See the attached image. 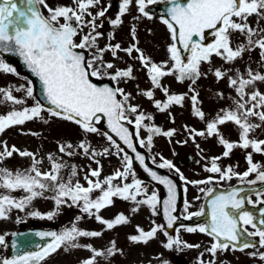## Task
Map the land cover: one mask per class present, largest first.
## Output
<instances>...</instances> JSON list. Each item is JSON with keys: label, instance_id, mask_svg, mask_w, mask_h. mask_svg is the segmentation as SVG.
Here are the masks:
<instances>
[{"label": "snow or ice", "instance_id": "obj_1", "mask_svg": "<svg viewBox=\"0 0 264 264\" xmlns=\"http://www.w3.org/2000/svg\"><path fill=\"white\" fill-rule=\"evenodd\" d=\"M158 2L159 0H135L138 12L149 19L152 17L146 9ZM132 4L133 0H120L116 17L108 19V23L114 29L123 24L122 17L128 13ZM110 7L111 4L101 7V0H72L71 4L49 3V0H0V73L18 75L17 69L2 58L3 54L21 57L25 65L39 78L43 86L44 99L52 106L46 108L44 103L36 98L32 81L27 78L26 84L0 87V106H11L10 110L0 113V135L14 126H23L29 121L40 120L48 123L42 115L46 111L50 117L74 123L84 134V138L75 146L71 143L59 144L60 153L73 156L78 149L94 160L97 156L111 154V148L117 150L116 155L123 154L122 170L117 169L103 180L100 179L102 166L99 160H95L98 167L90 169L89 174L84 177L87 183L85 186L79 180L74 182L77 176L75 165L69 166L58 162L57 157L50 153L48 160L51 169L42 171V160L37 159L38 154L27 150L21 151L15 145L9 147L7 141L0 140V190H3L0 191V219H8L13 209L24 211L33 200L44 197L45 192L53 193L51 199L54 200L57 209L61 205L80 206L83 213L94 217L107 230L130 222L129 217L123 213L117 214L113 219H105L100 215L102 209L113 204L114 197L135 202L137 207L132 209L133 212L138 211L139 206L147 205L152 214L157 215V206L161 204L157 192L153 191L149 195L148 188L140 179L133 178L130 183L125 182L129 176L135 177L133 157L128 155L107 132L102 135L110 142L111 147H105L102 152L96 151L87 140L88 134L99 132L96 125L106 117L111 132L135 153V159L150 173L152 179L166 185L168 190V198L163 201V214L167 218V224L153 222L154 226L148 231L137 225V234L131 235L129 239L134 243L147 244L162 231L167 237V242L163 244L166 249L199 248V244L193 245L182 240L179 229H176L175 236L167 232L166 229L173 228L178 219V216L173 214L176 212V185L168 177L157 175L148 168L145 157L137 151L133 134L124 122L134 121L137 136L141 128L146 129L148 135L146 140H139L141 146H150L155 135L172 137L176 130L164 131L158 126L146 124L145 121L152 120L153 117L140 111L139 105L131 103L133 99L131 93H125L119 86H98L93 82V78L108 77L112 81L134 79L131 66L110 71L115 65L105 61L104 54L110 52L114 59H118L117 53L120 51L129 56L135 51L153 86L152 89L141 90L139 94L153 100L155 108L164 112L173 105L182 106L187 93H170L168 87L162 84V79L174 76L179 82L188 80L191 82L189 91L193 93L190 97L193 115L205 121L206 114L198 106L199 93L192 87L202 75H206L201 72L202 64H211L213 56L222 59L226 64H232L241 59L246 52L259 49L260 66L264 68V26H260L264 22V0H184V2L171 0L167 16H162L161 19L169 29L172 43L167 49L169 60L161 63L153 62L151 57L146 56L137 46L138 41L127 48H121L119 43H111V39L115 38L114 31L108 34L110 39L104 47L98 46V41L105 34L99 30L103 28V23L98 24L97 21L106 16ZM93 9L99 10L93 13ZM253 16L256 17V27L249 22ZM207 33L212 36V41L208 43L205 42ZM234 33H240L244 41L234 45L232 39ZM131 35L136 40L134 25L131 28ZM182 53H186L187 56ZM208 71L212 72L217 80L227 77L228 86L234 89L237 98L233 101L232 107L221 109L215 117L206 121L204 130L197 131L185 126L187 131L193 140L197 136H216L218 143L225 148L223 157H228L237 147L251 148L253 151L248 152L246 156L248 168L243 173L234 171L231 166L222 168L218 164L220 156L213 157L211 166H206L205 170L218 174L219 180L230 181L237 177L248 185L264 183V164L253 161V152L264 154V139L251 137V133L257 129H264V92L257 87L258 82L264 83V71L253 70L250 66L244 73L236 69L234 76L229 75L232 71L230 68L216 67L209 68ZM155 89L162 91L165 97L163 101L154 99ZM20 92H23L24 96L14 94ZM217 95L223 97V93ZM29 98L34 101L31 106L27 104ZM128 113L134 116L130 118ZM252 118L258 119L259 123H254ZM228 122L239 129L238 142H230L220 133L219 126ZM29 134L38 135L34 132ZM14 153L21 157H29L31 166L15 171L3 167L4 162ZM69 167L71 170L65 178L61 175V170ZM159 167L174 169L180 174L181 179H184L180 169L170 160H163ZM253 174L255 179H248ZM114 181L120 183L114 184ZM213 182L214 178L211 176L207 180L186 181L192 184ZM16 191H23L25 195L19 198L13 196L11 193ZM243 191V188H232L230 191L213 195L214 189L209 188L207 190L208 196L211 197L209 221L196 226L181 225L189 233L198 231L212 237L213 242L205 251L213 258L218 251H226L230 247L240 251L256 248L257 250L250 255L258 256L264 261V252L259 251V248H264V191L255 193L257 196L255 201L249 195H241ZM96 193L99 194L94 195ZM246 203L259 206V217L254 212L245 210ZM185 207H189L187 201ZM204 214V209L201 208L200 211L189 213L184 218L191 220L193 216L200 217ZM29 215L51 220L57 212L49 211L42 214L39 211H31ZM248 226L252 231H249ZM9 235L16 234H0V248H19L17 241L9 242L6 239ZM36 235L50 240L44 245H38V250L35 251H17L15 255L8 256L0 254V264H44L51 254L61 248L65 251L87 249L90 255L81 260L80 264H98V258L107 260L118 252L122 253L114 240L106 249L79 243L82 237H100L103 232L84 230L76 223L60 232H39ZM248 237L258 238L259 247L257 241L249 240ZM200 257L199 264H205L202 259L203 253ZM162 264L169 262L165 260ZM207 264H215V260H210Z\"/></svg>", "mask_w": 264, "mask_h": 264}, {"label": "rangeland", "instance_id": "obj_2", "mask_svg": "<svg viewBox=\"0 0 264 264\" xmlns=\"http://www.w3.org/2000/svg\"><path fill=\"white\" fill-rule=\"evenodd\" d=\"M49 3L71 4L72 0H49ZM119 3L120 0H101V7H106L109 4H111V7L106 13V16L97 21L98 24L103 23V28L99 30L105 34V36L98 41V46L104 47L110 39L108 34L114 31L115 38L111 39V43H119L121 48H127L138 41L137 46L146 56L151 57L153 62L161 63L168 61L169 53L167 49L172 41L167 26L163 24L160 16L149 11L152 18L149 19L144 17L138 12V6L136 5L135 0H133V4L130 6L128 13L122 17L123 24L114 29L108 23V19H114L116 17L119 10ZM98 10L99 9H93L92 11L95 13ZM134 17H139V19H134ZM249 22L253 27L257 26L255 23L256 17H250ZM133 25L136 28V40H134L131 35V28ZM260 26H264V22H262ZM137 27H139V31H137ZM85 31H87V29H85ZM167 37L169 39H167ZM232 39L234 45L244 41V37L240 33H234ZM117 56L119 58L114 59L111 53L108 52L104 54V59L105 61L114 63L115 68L110 71L126 69L128 66L133 68L134 79H121L120 81L115 82L118 83L120 88L124 89L125 93H131V96L133 97L131 103L139 105L140 111L153 117L152 120L145 121V123L158 126L164 131L170 129L176 130L172 137L155 135L152 144L145 147L155 162L163 163V160H170L180 169V173L183 174L184 179H181L180 174L174 169L171 170L182 181L184 190L186 189L182 212L184 214L198 212L209 188L214 184L230 182L228 180H219L218 174L210 173L205 170L206 166H211V159L220 156L221 159L218 161V164L222 168L236 165L239 168L234 169V171H240V173H243L248 168L246 156L248 152H252L253 150L251 148L243 149L237 147L232 150L228 157H223L222 154L225 151V148L218 143V138L216 136H197L193 140L185 126L189 129L194 128L197 131L204 130L206 127V121L215 117L217 112L221 109L232 107L233 101L237 98L234 89L228 86L227 77L223 80H217L213 73L208 71L209 68H230L232 69V71L229 72L230 76L235 75L236 69H239L241 73H244L249 66L253 70L264 71V68L260 66L259 49L246 52L241 59H237L232 64H226L222 59L213 56L211 64L204 63L201 65V72L206 73V75H202L192 87L199 93L198 100L200 103L198 106L206 114L205 121H201L193 115L190 100L193 93L189 91L190 81L185 80L184 82H179L174 76L162 79V84L168 87L170 93H187V96L182 106L173 105L168 110L160 112L155 108L153 100H149L147 97L139 94L141 90H149L152 89L153 86L147 75L146 69L142 67L141 62L137 59L138 53L133 51L131 56H129L125 52L120 51L117 53ZM4 60L14 66L12 62L6 59ZM17 73L18 75L0 73V87L10 84L19 86L26 84L27 80H30L27 76L18 71ZM25 78H27V80ZM257 87L260 91L264 92V83L258 82ZM154 93V99H160L162 101L165 99L161 90L155 89ZM217 93H223V97L218 96ZM14 94L17 96H24L23 92ZM33 103L34 101L31 98L27 100L28 106H31ZM10 108V105L0 106V113L8 111ZM42 115L48 120V123H44L40 120H33L26 122L23 126H14L0 135V140L7 141L9 147L15 145L21 151L27 150L38 154L37 159L42 160V171H48L51 169V163L48 160V155L50 153L57 157L58 162L66 163L69 166L75 165L77 176L74 178V182L75 180H79L80 183L85 186H87V183L84 177L89 174L90 169L98 167L95 160H99L100 166H102L101 180L112 175L117 169L122 170L123 154L121 153L119 156L116 155L115 153L117 150L115 148H111V154L97 156L95 157V160L90 156H85L83 152L78 149L73 156L60 153L58 147L59 144L71 143L75 146L84 138V134L81 129L72 122L50 117L46 111ZM127 115H129L130 118L134 116V114L131 113H128ZM172 118H174V120ZM252 119L254 123H259L258 119ZM219 131L230 142L239 141V129L233 123L228 122L225 125L219 126ZM31 132L38 133V135L29 134ZM102 133L103 132L99 131L98 133L87 135V140L91 143L92 147L96 151L101 152L105 147H111L110 142L107 141ZM147 135L148 133L146 129L141 128L139 130L140 139L146 140ZM251 137L264 139V129H257L255 132L251 133ZM184 141H187V143ZM197 145L199 147H197ZM187 151L195 154V160L191 164L181 167L178 164V158L182 153ZM253 161L264 164V154L253 152ZM2 166L13 171L16 169L23 170L31 166V159L29 157H21L14 153L13 156L7 159ZM70 170V167L62 169L61 175L67 178ZM133 171L135 172L134 167ZM210 176L214 178L213 183H186V181L207 180ZM89 178L95 179L90 176ZM133 178L138 179L136 172L135 177L129 176L128 180L132 181ZM236 178L237 177H233L232 180ZM248 179H255V174ZM116 183H120V181H114V184ZM143 183L144 186L148 188L149 195L153 191L158 194L159 189L154 185L147 182ZM201 189H204V191H201ZM11 194L18 198L25 195L23 191H16ZM98 194L99 193H96L94 195ZM52 195L53 193L51 192H45L44 197L33 200L32 204L24 211L13 209L9 214L8 219H0V234H11L13 230L18 229L19 226L23 224L45 222L49 220L46 217H33L29 215L31 211H39L42 214H46L49 211H56L57 215H55L53 219L59 218V215H63L64 217V220L60 225L61 230L76 223L81 229L103 232V235L100 237H82L80 238L79 243L92 244L97 249H106L107 247H110V242L114 240L117 248L122 250V253L118 252L107 260L104 258H98V264H162V261L165 260L168 261L169 264H176V256L185 258L187 264H199L201 253H203L202 259L205 261V264L213 259L215 260V264H264V261L260 260L258 256L253 257L250 255L251 252L257 250L256 248H248L243 251L229 248L226 251H218L215 258H213L207 251H205L210 247L212 238L210 239L205 233H200L198 231L195 233H189L183 228L179 230V235L182 240L193 245L199 244V248H184L182 250L176 248L171 250L166 249L163 247V244L167 242V237L162 231L158 232L157 236L147 244L132 242L129 237L137 234V225L145 231H148L154 226L153 222H155V224H162L158 206L157 215H153L150 207L147 205L139 206V211L130 212L129 210L137 207L135 202H129L122 198L114 197L113 204L102 209L100 215L105 219H113L117 214L123 213L129 217L130 222L126 225L117 226L112 230H107L104 225L96 224L94 217L84 216L83 212H81L82 209L80 206L72 205L69 207L67 205H61L59 209H57L54 200L51 199ZM185 201H187L189 205L187 208L185 207ZM65 209H71L68 217L64 214ZM70 215L72 217H70ZM78 217H82V219H77ZM9 236L6 237V239H9ZM259 251L264 252V248H259ZM0 254L8 256V248H0ZM89 255L90 252L84 248L69 249L68 251L61 248L57 252L51 254L44 261V264H80V261L87 258Z\"/></svg>", "mask_w": 264, "mask_h": 264}, {"label": "water", "instance_id": "obj_3", "mask_svg": "<svg viewBox=\"0 0 264 264\" xmlns=\"http://www.w3.org/2000/svg\"><path fill=\"white\" fill-rule=\"evenodd\" d=\"M182 1V0H181ZM162 2L157 3L155 5H153L152 7L153 8H156V7H163V5H161ZM209 36V33L206 34V37L208 38ZM206 43H208V40L206 39L205 41ZM5 55L11 57L15 62L16 64L18 65V68L25 72V73H28L34 80L35 82V93L36 95L40 98V100L46 104L47 106H50L52 107L45 99H44V96H43V92H42V84L41 82L39 81V78L35 76L34 73L31 72V70L25 65V63L23 62L22 58L17 56V55H14V54H7L5 53ZM182 55L184 56H187L186 53H182ZM93 82L94 83H97L98 86H103V85H108V86H114L112 83H110L109 81L107 80H98L96 78H93ZM119 98V97H118ZM125 123V126L129 129V131L133 134L132 138H133V142L136 146V149L137 151L143 155L145 157V164H147L148 168H150L152 171H155L157 173V175H160V176H165V177H168L169 179H171L173 181V183L176 185V195H177V200H176V212H177V209L179 207V204H180V199H181V189L179 187V184L177 182V180L170 174H168L166 171H164L163 169H161L160 167H157L155 165H153L152 163L149 162L148 160V157H147V154L145 152V150H143L142 148L138 147V144H137V139L135 137V134H134V128H133V125L131 123H128L127 121L124 122ZM98 126L107 130L109 133H111L116 139L119 140L118 137L115 136L114 133L111 132V129L108 127V124H107V118H103L99 123H98ZM120 141V140H119ZM122 144L123 142L120 141ZM124 148L130 152L132 154V157H133V160L137 166V168L139 169L141 175L146 178V179H149V180H152L154 181L155 183L157 184H161L159 181H156L154 179H152L150 173L148 171L145 170L144 166L141 165L139 163L138 160L135 159V153L132 152L131 149L127 148L126 145H124ZM184 160L187 159L189 160L188 158H186L185 156L183 157ZM162 187H163V191L160 193V200H161V211H162V216H163V219L165 221V225L167 224V218L164 216L163 214V201L166 200L168 198V190H167V186L164 185V184H161ZM264 186V184H263ZM250 187V186H249ZM260 187V186H259ZM236 188V187H234ZM237 188H241V187H237ZM173 213L174 215L178 216L177 213ZM178 221H185L187 223H197L198 220L194 219V220H188V219H185V218H182L180 216H178V219H177V222ZM175 222V225L176 223ZM174 225V226H175ZM174 228V227H173ZM39 232H49V231H43L41 229H26V230H21V231H18V232H14V234L16 235H13L12 236V239L11 241H17L18 244H19V248H12L10 249V252H11V255H15L17 253V251H35V250H38L37 246L38 245H44L45 243H47L50 238H41L39 237L38 235H36L37 233ZM10 241V242H11ZM179 264H183V263H179Z\"/></svg>", "mask_w": 264, "mask_h": 264}]
</instances>
